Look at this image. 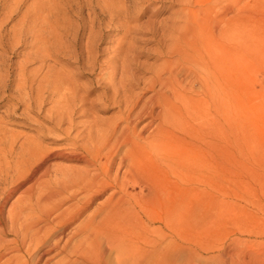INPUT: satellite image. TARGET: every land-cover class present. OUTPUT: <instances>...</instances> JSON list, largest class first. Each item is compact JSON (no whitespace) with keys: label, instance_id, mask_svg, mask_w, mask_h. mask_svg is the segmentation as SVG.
Listing matches in <instances>:
<instances>
[{"label":"bare ground","instance_id":"bare-ground-1","mask_svg":"<svg viewBox=\"0 0 264 264\" xmlns=\"http://www.w3.org/2000/svg\"><path fill=\"white\" fill-rule=\"evenodd\" d=\"M26 1L0 0V88H10L7 52L27 45L24 63L34 57L41 64L30 73L22 64L20 99L36 111L52 95L51 111H59L70 105V87L50 65L39 73L87 29L79 22L93 1L30 0L22 10ZM178 1L184 7L171 25L173 59L157 74V106L127 98L120 119L91 122L75 135L73 123L59 128L63 110L51 128L39 126L37 138L0 123V264L192 262L191 244L180 239L182 227L194 223L195 159L182 130L197 121L225 137L230 73H238L244 50L264 37V0ZM88 13L91 46L95 16ZM54 130L66 135L50 137ZM49 139L68 143L54 147ZM181 178L187 185L178 193Z\"/></svg>","mask_w":264,"mask_h":264},{"label":"rangeland","instance_id":"rangeland-1","mask_svg":"<svg viewBox=\"0 0 264 264\" xmlns=\"http://www.w3.org/2000/svg\"><path fill=\"white\" fill-rule=\"evenodd\" d=\"M92 1L94 11L85 9L86 19L79 22L85 23L87 29L80 30L82 35L77 41L67 43L68 51L49 57L39 73L43 75L52 66L61 75L70 87L68 107L51 111L53 96L47 94L41 108L28 111L17 88L18 73L22 64L30 73L41 61L32 57L24 63L30 51L27 45L20 44L7 52L10 88H0V123L10 131L37 138L40 127L51 128L63 110L65 119L59 128L64 131L73 123L70 131L75 135L78 130L87 132L91 122L104 126L120 119L127 98H139L148 106L158 105L157 74L167 69L173 59L169 54L173 43L171 25L179 20L183 3ZM29 4L27 0L22 10ZM89 11L93 13L91 17L95 16L91 46ZM20 17L17 14L9 20L8 27ZM88 47L93 48L92 52ZM243 53L238 73H230L223 140L197 121L191 122L193 128L182 130L184 137L193 142L195 159L190 183L194 223L191 228L182 227L180 239L183 245L191 244L193 248L190 264H264V37L253 51L246 49ZM61 130L52 131L50 137H64ZM67 141L48 142L57 147ZM180 182L175 188L178 193L187 185L182 178ZM152 207L157 203L153 201Z\"/></svg>","mask_w":264,"mask_h":264}]
</instances>
